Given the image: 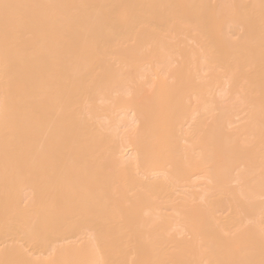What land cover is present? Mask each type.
<instances>
[{
    "label": "bare ground",
    "instance_id": "1",
    "mask_svg": "<svg viewBox=\"0 0 264 264\" xmlns=\"http://www.w3.org/2000/svg\"><path fill=\"white\" fill-rule=\"evenodd\" d=\"M0 264H264V0H0Z\"/></svg>",
    "mask_w": 264,
    "mask_h": 264
}]
</instances>
